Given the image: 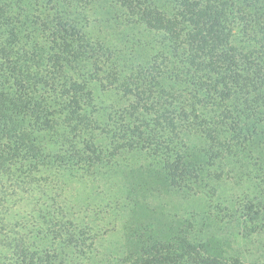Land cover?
Segmentation results:
<instances>
[{
	"label": "trees",
	"instance_id": "16d2710c",
	"mask_svg": "<svg viewBox=\"0 0 264 264\" xmlns=\"http://www.w3.org/2000/svg\"><path fill=\"white\" fill-rule=\"evenodd\" d=\"M0 264H264V0H0Z\"/></svg>",
	"mask_w": 264,
	"mask_h": 264
}]
</instances>
